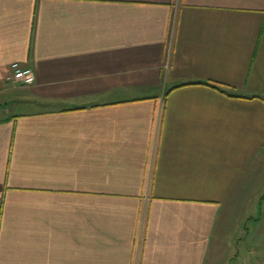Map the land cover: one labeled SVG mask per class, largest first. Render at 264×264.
I'll list each match as a JSON object with an SVG mask.
<instances>
[{"label":"crops","instance_id":"crops-1","mask_svg":"<svg viewBox=\"0 0 264 264\" xmlns=\"http://www.w3.org/2000/svg\"><path fill=\"white\" fill-rule=\"evenodd\" d=\"M254 96L264 0H0V264H264Z\"/></svg>","mask_w":264,"mask_h":264},{"label":"rangeland","instance_id":"rangeland-1","mask_svg":"<svg viewBox=\"0 0 264 264\" xmlns=\"http://www.w3.org/2000/svg\"><path fill=\"white\" fill-rule=\"evenodd\" d=\"M10 71V70H9ZM8 71V72H9ZM11 90H18L21 88H14V86H10ZM7 112L10 110V107H8V109H6ZM12 110V109H11ZM264 161V160H263ZM260 173V169H257V175ZM257 190L255 191V193L252 194V196L248 199L249 203L247 204V207L242 211L243 216L248 217V216H257L259 214V210L260 207L258 205V207L256 206V203H258V198L264 194V171H262V175L259 176L258 178V182H257ZM264 198V196H263ZM245 229V228H244ZM245 233H246V229H245ZM235 236H240V238H242L243 235H240V232H235ZM246 247L245 244L243 242V239L238 240L236 238V257L234 258H230L229 260V264H262V262L260 261V258H257L253 255L248 256V252L246 251ZM228 259V258H226ZM236 259V261H235Z\"/></svg>","mask_w":264,"mask_h":264},{"label":"built area","instance_id":"built-area-1","mask_svg":"<svg viewBox=\"0 0 264 264\" xmlns=\"http://www.w3.org/2000/svg\"><path fill=\"white\" fill-rule=\"evenodd\" d=\"M5 80L9 86L24 88L35 82V73L32 67H21L17 62H13L10 71L5 76Z\"/></svg>","mask_w":264,"mask_h":264},{"label":"trees","instance_id":"trees-1","mask_svg":"<svg viewBox=\"0 0 264 264\" xmlns=\"http://www.w3.org/2000/svg\"><path fill=\"white\" fill-rule=\"evenodd\" d=\"M254 97H258V98H260V99H264L263 97H260V96H254Z\"/></svg>","mask_w":264,"mask_h":264}]
</instances>
